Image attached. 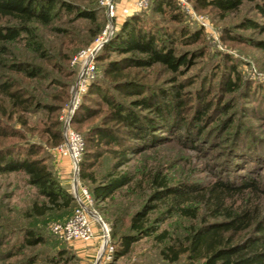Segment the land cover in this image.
<instances>
[{
	"label": "trees",
	"instance_id": "16d2710c",
	"mask_svg": "<svg viewBox=\"0 0 264 264\" xmlns=\"http://www.w3.org/2000/svg\"><path fill=\"white\" fill-rule=\"evenodd\" d=\"M84 1L0 0V66L20 75L0 72V137L19 139L11 142L0 139V173L22 171L27 182L36 188L41 198L32 201L26 212L29 217L77 205L73 193L64 187L47 162L49 156L43 145L30 136L36 130L53 147L62 142L64 120L61 109L69 98L71 77L74 71L77 73V68L73 64L68 68L63 62L64 59L71 60L69 52L60 54L62 60H53L51 66L67 80L55 78L57 92H49L39 88L40 84H33L35 79L46 78L42 64L14 58L11 45L24 39L23 45L27 49L49 56L36 27L51 25L62 12L94 21L97 18L96 0ZM191 1L199 7L216 9L221 16L239 9L244 1H250L264 16V0ZM152 2L153 10L172 11L170 18L181 21L176 0ZM99 6L107 18L104 8ZM247 27L264 26L255 19L244 17L231 30L226 28L225 37L238 39L241 35L234 32L235 29ZM101 30L96 27L93 36ZM163 33L159 34L151 25L145 26L141 14L133 13L126 18L102 44L95 55V63L105 60V53L111 50L122 55L103 62L101 74L92 77L80 93L81 102L70 119L72 126L96 114L88 106L93 95H99L107 105L100 121L84 132L77 172L80 183L91 196L90 205L110 227L113 261L129 253L134 242L152 235L160 245L162 257L171 262H179L184 257L187 264H264V180L256 176L253 166L256 162L252 159L261 156L259 150L247 149L253 143L252 138L243 137L242 144L239 140L231 142L233 164L239 161L245 149L251 154L245 172L216 176L206 182L197 181L190 172L172 182L162 164L144 160L125 167L133 155L172 137L164 132L179 136L183 131V141L192 147L197 146L203 121L208 118L211 101L205 82L199 87L204 89V95L195 102L189 116L191 106L184 96L185 85L180 83L170 91L148 83L144 80L147 74L141 70L134 74L130 71L132 67L150 71L162 65L172 72H181L183 67L188 69L191 66L194 54L177 52L175 43L177 38L182 43L195 41L200 31L181 24L174 29L167 28ZM256 44L264 47L263 40H256ZM107 76L109 82L105 81ZM233 84L234 80L229 78L226 88L231 89ZM112 89L121 96L130 97H118ZM39 109L45 111V118L39 126L29 127L28 114ZM11 121L24 125L26 129L21 130ZM229 123L224 120L221 127L227 129ZM237 131L236 125L232 137ZM260 147L264 148V145ZM106 153H110V164L106 170L97 173L95 163ZM173 217L176 221L184 219L189 223L182 230L161 227ZM24 229V245H33L43 239L36 227ZM57 252L58 258L69 259L66 249L60 248ZM12 254L8 252L5 257ZM35 259L34 256L28 257L26 264H33Z\"/></svg>",
	"mask_w": 264,
	"mask_h": 264
},
{
	"label": "rangeland",
	"instance_id": "374dc122",
	"mask_svg": "<svg viewBox=\"0 0 264 264\" xmlns=\"http://www.w3.org/2000/svg\"><path fill=\"white\" fill-rule=\"evenodd\" d=\"M74 1L79 3L85 2L84 0ZM114 2L113 32L133 13L141 14V20H143L145 26H153L161 35L164 34L163 30L167 28L174 29V27L181 24L189 27L191 30L200 31L195 41L182 43L177 38L175 43L177 52L186 51L189 56L194 54L192 64L188 69L183 67L181 72H172L162 65H157L150 71H148L149 69L137 67H132L130 71L134 74V72L141 70L147 74L144 80H147L148 83L164 87L170 91H172L173 87H179L180 83L185 85L183 87L184 96L187 98L188 106H191L188 113L189 116L195 102L200 101V98L204 95V89L199 88L204 82L207 85L206 90H210L208 96L211 101L207 113L208 118L203 121V131L197 146L192 147L189 142L183 141V131H180V134L177 133L179 136L164 132L165 135H172V137L167 138L155 147L133 155L131 161L125 167L135 163H143V160L157 165L162 164L171 176L172 182L180 177H184L186 172L193 174V178L200 182L212 180L216 176H232L234 172H245L247 170L245 167L248 164V157L250 159L252 157L249 151L245 149L243 156H246H242L236 164H233L231 142L236 143L239 140L242 144V138L248 136L252 138L251 141L253 143L247 149H255L253 152H257L258 150L260 152L261 156L258 159L256 158L257 160H252L256 162L253 165L257 174L256 176L263 181L264 148L260 146L261 144L264 145V47L257 45L256 40L260 39L264 41V27L235 29L234 32L241 35L238 39H229L225 36L227 32L226 28H230L231 30L244 17L255 19L259 24L264 26V16L254 8V5L250 1H244L239 9L227 12L224 16H221L216 9L199 7L191 1L194 13L203 16L208 23L207 26H203L194 15L185 13L180 8H176V11L181 15V21L172 20L170 18L172 11L163 13L153 10L151 8L153 4L152 0H149L148 4L144 7L137 6L136 0H114ZM95 4L97 6V18L94 21L88 18L74 17L71 14L62 12L61 16L54 18L51 25L36 27L37 33L47 47L49 56L40 55L38 52L27 49L23 45L25 43L24 39L11 45L14 58L26 59L42 64L46 70V78L42 77L41 79L33 80L34 85L40 84L39 88L56 93L57 89L55 86H57L58 81L55 78L67 80L66 77L55 71L51 63L55 59L62 60L61 55L64 53L69 52L71 57L80 48L88 46L98 35L93 36L92 31L96 27L103 29L108 23V18L105 17L103 10L100 9L98 0L95 1ZM57 27H60L59 29L62 30L56 29ZM113 32L109 37L112 36ZM105 54L107 57L105 60L97 61V64L95 63V75L101 74L103 62L122 55L116 50L108 51ZM41 56H44V58ZM8 60L10 62L11 58L9 57ZM69 60L64 59L63 62L67 63L68 68H72L71 61ZM75 66L77 73L74 71L75 73L71 77L69 98L61 109L63 120H65L64 118L69 113L71 119L82 98L80 95L76 100L73 98L72 89L76 84L79 72L78 66ZM0 72H8V74L20 77L19 73L7 71L3 66H0ZM229 78L234 80L231 89L226 88V82ZM109 80V76L105 77V81L109 82ZM192 80L193 82L189 84L188 82ZM50 88L55 89L53 91ZM112 91L118 97H130L121 96L113 89ZM215 102L217 103L216 105H214ZM88 106L93 108L96 114L87 118L85 117L82 121L74 123L72 126L70 125L82 137L86 129L90 125L99 122L100 117L107 110V105L101 100L99 95H93L88 101ZM28 117L29 127L35 128L41 124L42 118H45V111L39 109L35 113L28 114ZM224 120L230 122L227 129L221 127ZM11 122L21 130L26 129L20 123ZM236 125L238 131L232 137L233 128ZM30 136L43 145V149L46 150L44 152L48 153L49 156L47 162L52 166L53 155L58 153L57 147L48 144L45 141V136L41 137L36 130ZM0 139L5 142L19 140L13 137H0ZM110 161V153L103 155L95 163L97 173L106 170ZM73 167L71 162V180H73L75 175ZM26 178L25 173L22 171L0 173V264H26V260L31 256L36 258L33 264H93L91 261L84 262L82 256L77 253V247L81 243L97 239L96 247L99 250L102 243L101 223L97 219L92 218L97 236L90 240H66L59 237L52 232L50 224L55 221L65 220L71 216L75 205L71 209L52 210L42 216L29 217L26 212L29 210L32 201L41 197L37 194L36 188L27 182ZM84 184L86 185V183ZM70 191L72 192V189ZM88 206L99 214L90 204ZM103 222L109 232L110 227L108 223L104 220ZM188 223L184 219L176 221L173 217L164 222L161 227L169 226L172 230L177 228L182 230ZM197 223L195 221V224ZM27 226L36 227L37 232H39L43 239L33 245H24V228ZM22 244L23 247L20 248ZM60 248L67 250L69 259L58 258L57 251ZM159 250L160 245L152 235L146 236L134 242L130 252L119 257L117 261L121 264H187L184 257L179 262L168 261L162 257ZM8 252H13V254L5 257Z\"/></svg>",
	"mask_w": 264,
	"mask_h": 264
},
{
	"label": "built area",
	"instance_id": "2783aa9c",
	"mask_svg": "<svg viewBox=\"0 0 264 264\" xmlns=\"http://www.w3.org/2000/svg\"><path fill=\"white\" fill-rule=\"evenodd\" d=\"M180 9L185 12L194 15L203 26H207L206 20L203 16L195 14L192 8L190 0H176ZM99 4L104 8L106 16L108 18V23L101 30V32L95 37V39L86 47L80 48L71 58V64L78 66V76L76 84L74 85L72 92L73 98L76 100L79 95L87 87L89 80L95 76V55L104 43V41L113 32V22L112 18L115 12V2L114 0H98ZM149 0H136V5L139 7H144L148 4ZM62 136V142L57 146V151L60 155L68 156L73 164V169L76 170L77 161L81 155V150L83 148V137L70 126V121L67 122V116L64 118ZM76 179V190L74 189L73 183ZM72 193L76 198L77 205L67 219L63 221H55L50 224L52 232H54L59 237L66 240H90L97 236L95 234L92 218L97 219L88 204H91V196L87 188L82 185L78 177L72 180ZM102 226V243L99 247L96 258L100 255L97 264H121L117 260L113 261V246L109 242V232ZM105 245L103 247L104 239Z\"/></svg>",
	"mask_w": 264,
	"mask_h": 264
},
{
	"label": "crops",
	"instance_id": "0c3cea01",
	"mask_svg": "<svg viewBox=\"0 0 264 264\" xmlns=\"http://www.w3.org/2000/svg\"><path fill=\"white\" fill-rule=\"evenodd\" d=\"M51 165H52V169L59 177L64 187L68 190H71L72 180L70 179V170H71L70 158L68 156L55 153V155H53ZM96 243H97V239H94V241H90V242L87 241L85 243H81V245L77 247V253L80 256H82L84 262L91 261L92 263H94L98 253V247H96ZM93 244L95 245L92 246Z\"/></svg>",
	"mask_w": 264,
	"mask_h": 264
},
{
	"label": "water",
	"instance_id": "95a60500",
	"mask_svg": "<svg viewBox=\"0 0 264 264\" xmlns=\"http://www.w3.org/2000/svg\"><path fill=\"white\" fill-rule=\"evenodd\" d=\"M107 39H108V38H107ZM107 39H106V40H107ZM106 40H105V41H106ZM105 41H104V42H105ZM69 121H70V113H69L68 116H67V122H69ZM76 177H77V166H76V170H75V178H76ZM73 186H74V189L76 190V179H74ZM92 212H93L94 216L97 218V220L103 225V228L106 229V225H105V223L103 222V220H102V218L100 217V215H99L95 210H92ZM105 240H107V237L104 239L103 247H104L105 242H106ZM99 257H100V255L98 256V258L95 259V261H94L93 264H97Z\"/></svg>",
	"mask_w": 264,
	"mask_h": 264
}]
</instances>
